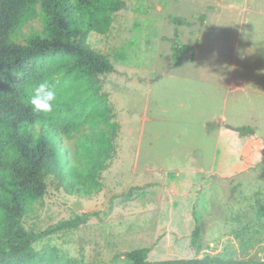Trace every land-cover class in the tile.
<instances>
[{
	"label": "rangeland",
	"instance_id": "1",
	"mask_svg": "<svg viewBox=\"0 0 264 264\" xmlns=\"http://www.w3.org/2000/svg\"><path fill=\"white\" fill-rule=\"evenodd\" d=\"M123 1L109 33L89 36L116 68L100 81L121 127L117 156L99 195L50 190L38 202L29 232L93 215L34 249L84 264L142 248L149 262L264 261V0ZM174 45L192 48L176 69Z\"/></svg>",
	"mask_w": 264,
	"mask_h": 264
},
{
	"label": "trees",
	"instance_id": "2",
	"mask_svg": "<svg viewBox=\"0 0 264 264\" xmlns=\"http://www.w3.org/2000/svg\"><path fill=\"white\" fill-rule=\"evenodd\" d=\"M123 9V0H0V264H84L55 248L37 252L33 244L77 230L93 213L38 233L25 225L37 218V204L50 190L79 199H91L103 190V174L117 156L121 127L100 77L116 68L91 47L89 36L107 35ZM172 49L176 69L192 48ZM42 79L55 83L59 92L55 110L47 115L27 106L32 87ZM132 193L126 192V198ZM200 236L195 219L190 235L194 247ZM241 241L242 247L253 246ZM150 252H126L122 264H264L214 258L149 262Z\"/></svg>",
	"mask_w": 264,
	"mask_h": 264
},
{
	"label": "clouds",
	"instance_id": "3",
	"mask_svg": "<svg viewBox=\"0 0 264 264\" xmlns=\"http://www.w3.org/2000/svg\"><path fill=\"white\" fill-rule=\"evenodd\" d=\"M58 96L57 85L49 79H42L32 87L27 106L33 113L47 115L55 110Z\"/></svg>",
	"mask_w": 264,
	"mask_h": 264
}]
</instances>
